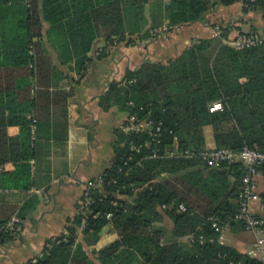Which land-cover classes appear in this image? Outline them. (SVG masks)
Instances as JSON below:
<instances>
[{
	"label": "trees",
	"instance_id": "trees-1",
	"mask_svg": "<svg viewBox=\"0 0 264 264\" xmlns=\"http://www.w3.org/2000/svg\"><path fill=\"white\" fill-rule=\"evenodd\" d=\"M238 1L170 0L168 25L172 29L201 20L212 7ZM149 2L0 0V165L13 163L0 171V188L35 186L32 85L43 64L39 62L43 40L47 37L53 43L63 62L75 60L77 69L84 70L99 37H126L127 22L133 27L129 34L145 28ZM243 8L264 13V0ZM45 23L50 25L46 31ZM217 100L224 103V110L213 112L210 105ZM101 102L106 108L117 103L127 114L162 120L160 142L147 146V132L121 130L112 166L102 173V187L92 191L87 213L79 206L67 232L49 238L43 253L26 264H230L232 260L264 264L258 256L221 243V233L210 220L239 210L242 163L217 166L197 158L165 156L170 150L206 149V125L214 127L217 148L241 151L246 145H258L264 149V41L238 49L200 39L168 62L147 61L129 70ZM11 126H19L20 134L11 135ZM133 144H142L141 151L132 149ZM154 149L158 157L152 156ZM38 203L32 195L18 208L19 216L25 218ZM181 204L187 209L182 210ZM166 217L173 221L172 229L163 224ZM8 221L0 223V243L20 234L4 227ZM108 225L119 238L101 249L94 247L91 255L79 241L80 233L84 241L96 245ZM189 235L194 240H184Z\"/></svg>",
	"mask_w": 264,
	"mask_h": 264
},
{
	"label": "crops",
	"instance_id": "crops-1",
	"mask_svg": "<svg viewBox=\"0 0 264 264\" xmlns=\"http://www.w3.org/2000/svg\"><path fill=\"white\" fill-rule=\"evenodd\" d=\"M169 2L151 0L147 4L149 23L141 32L129 34L133 27L127 22L126 37L113 40L99 37L88 52L84 70L77 69L75 60L63 62L65 59L53 43L47 37L43 40L44 51L39 60L43 64L35 71L32 85L37 130L36 155L31 162L33 187L42 192L32 194L31 189L0 188V223L19 215L18 208L32 195L39 198L37 206L22 219L19 236L0 243V264H26L41 255L49 238L67 232L70 218L81 206L86 181L112 166L119 132L127 117L117 103L106 108L101 102L113 83L122 82L129 70H136L147 61L168 62L177 58L200 39H212L213 46L234 45L239 33L255 29L264 33V13L246 11L238 1L216 5L201 20L155 34L154 25H168ZM49 27L45 23V31ZM9 133L20 134L19 126H11ZM204 134L207 148L217 147L211 125L204 127ZM12 166V162L6 163L4 170ZM258 184L261 199L253 204V209L264 218V170L258 176ZM171 223L170 229L174 225L172 220ZM118 238V232L108 225L101 231L96 245L84 241L82 233L79 241L92 255L94 247L101 249ZM260 240L264 241V229H248L242 223L225 229L220 236L221 243L246 254ZM258 257L264 261V242Z\"/></svg>",
	"mask_w": 264,
	"mask_h": 264
},
{
	"label": "built area",
	"instance_id": "built-area-1",
	"mask_svg": "<svg viewBox=\"0 0 264 264\" xmlns=\"http://www.w3.org/2000/svg\"><path fill=\"white\" fill-rule=\"evenodd\" d=\"M256 0H239L242 7L251 8ZM170 27L164 25L161 27H155L152 32L159 34L164 31H168ZM264 41V34L257 31H250L239 33L234 39V46L238 49H243L250 47ZM34 90V89H33ZM133 103L132 101L130 102ZM211 111H222L224 110V103L221 100H217L211 103ZM29 117H32L30 114ZM37 130V125L33 123L32 131L34 139ZM164 130V122L162 120H157L154 117L142 116L138 112L127 114L126 121L122 126V131L125 133L131 132H147L149 138L145 142V145L151 146L153 143L160 142V137ZM177 138V137H176ZM142 144H133L132 149L141 151ZM153 157H158V150L154 149L152 153ZM165 156L168 157H187V158H197L207 164L211 165H221L223 163H235L241 162L244 167V175L242 177V186L238 196L239 210L234 214L221 218V216L213 215L210 220L212 227L222 234V232L233 226L235 223H242L248 229H253L257 231H262L264 229V218L257 215L253 209V204L261 199V193L259 191L258 176L263 172L264 166V149L260 148L258 145L249 146L246 145L241 151H236L232 148H206L202 150H190V149H176L165 152ZM4 169V165H0V171ZM119 171H123V167L119 168ZM105 182L104 176L100 175L95 178H91L86 181L84 186V195L81 201L80 209L87 213V209L92 201V191L95 188L102 187ZM42 192V189L37 187L31 188V193L36 194ZM182 210H186L187 207L184 204L180 205ZM111 213L107 216L110 218ZM23 220L19 215H14L4 226L6 229L12 230L17 234L20 233L21 227L20 223ZM85 226V221L83 222V227ZM187 239L194 240L193 235H189ZM201 240L204 241V236H201ZM263 240L257 242L254 248L250 251V255L258 256V253L263 248ZM230 264H244L242 260H232Z\"/></svg>",
	"mask_w": 264,
	"mask_h": 264
},
{
	"label": "rangeland",
	"instance_id": "rangeland-1",
	"mask_svg": "<svg viewBox=\"0 0 264 264\" xmlns=\"http://www.w3.org/2000/svg\"><path fill=\"white\" fill-rule=\"evenodd\" d=\"M261 33H262V32H261ZM263 34H264V33H263ZM211 126H212V125H211ZM212 127H213V126H212ZM213 129H214V127H213ZM214 134H215V131H214ZM163 224H164L168 229H170V227H172L171 220H170L168 217L165 218Z\"/></svg>",
	"mask_w": 264,
	"mask_h": 264
}]
</instances>
